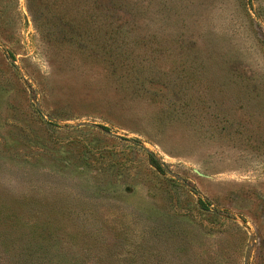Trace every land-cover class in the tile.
Returning <instances> with one entry per match:
<instances>
[{
    "label": "rangeland",
    "instance_id": "1",
    "mask_svg": "<svg viewBox=\"0 0 264 264\" xmlns=\"http://www.w3.org/2000/svg\"><path fill=\"white\" fill-rule=\"evenodd\" d=\"M0 264H264V0H0Z\"/></svg>",
    "mask_w": 264,
    "mask_h": 264
}]
</instances>
